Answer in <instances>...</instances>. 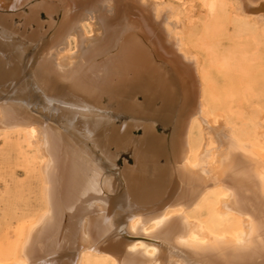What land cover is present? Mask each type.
<instances>
[{"label": "bare ground", "instance_id": "bare-ground-1", "mask_svg": "<svg viewBox=\"0 0 264 264\" xmlns=\"http://www.w3.org/2000/svg\"><path fill=\"white\" fill-rule=\"evenodd\" d=\"M193 1L0 0V264H264V0Z\"/></svg>", "mask_w": 264, "mask_h": 264}, {"label": "rangeland", "instance_id": "rangeland-1", "mask_svg": "<svg viewBox=\"0 0 264 264\" xmlns=\"http://www.w3.org/2000/svg\"><path fill=\"white\" fill-rule=\"evenodd\" d=\"M173 2V1H172ZM179 3H181V1H178ZM193 10H192V13H190V15L192 16V23L196 24L199 22V20L203 19L204 15L206 14L205 12V6H203V2L201 0H194L193 1ZM182 17V16H181ZM198 31V29H197ZM197 34H199L200 32H196ZM193 46H187V50H189V54L191 55H196L197 59H198V62H205L207 60V55L206 53L204 52L205 50H203L201 47H199L198 45L195 44V42L193 41L192 43ZM225 45H223L224 47ZM15 173V176H17V178L21 179L23 176H22V169L20 167H17L15 170H14ZM19 212V211H17ZM14 223H15V220L12 219V224L14 226ZM11 224V225H12Z\"/></svg>", "mask_w": 264, "mask_h": 264}]
</instances>
